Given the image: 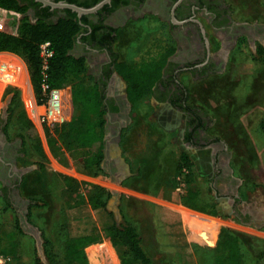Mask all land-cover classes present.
I'll return each mask as SVG.
<instances>
[{"label":"rangeland","instance_id":"rangeland-1","mask_svg":"<svg viewBox=\"0 0 264 264\" xmlns=\"http://www.w3.org/2000/svg\"><path fill=\"white\" fill-rule=\"evenodd\" d=\"M224 3L235 29L215 32L207 28L210 51L217 61L223 59L224 69L209 76L187 71L174 75L176 65L172 64L162 82L177 86L173 94L177 95V99L173 98L178 102L176 107L158 103L154 98V87L163 80L161 75L149 93L129 103L124 117L107 112L105 133L108 139L111 135L110 142L105 140L107 164L113 169L102 167L95 175L78 165L81 150L66 149L58 141L50 144L56 137V124L44 123L42 128L36 119L37 99L26 68L33 101L28 96L21 66L18 86H8L17 95L7 107L13 113L4 130L7 136L23 140L24 159L19 164L23 168L19 169H24V173L12 197L0 194V228L18 220L24 234L18 239L15 254H0L8 257L5 264L47 263L44 238L39 250L34 234L23 224L24 217L44 233L46 245L62 264H80L66 254V234L95 238L83 248L88 264H142L126 252L123 244H115L104 235V228L113 222L134 227L150 264H216L223 252L224 233L238 238L243 264H264V96L250 102L251 107H234L227 114L223 93L218 91L226 86L230 95L241 92L255 98V89L249 82L262 71L256 58L258 45L264 46V0ZM156 26L150 28L154 34L143 42L133 44L131 35L119 37V58L138 65L163 59L169 51L171 54L176 40L168 19ZM236 29L238 32L234 33ZM0 57L25 65L20 56L11 52L0 51ZM110 85V93L127 95L123 79L115 77ZM255 86L259 88L258 83ZM11 95L4 92L0 111ZM19 116L29 120L31 127L23 125ZM235 122L242 126L255 150L244 146L241 131H235ZM75 125L80 128L84 123ZM31 135L38 136L39 143ZM181 152L188 154L189 165L180 170ZM120 156L128 164V171L118 161ZM96 186L104 189L103 196L106 191L111 193L105 207H94L89 201L90 195L97 192ZM189 189L196 191L192 201L198 208L181 200V193ZM1 190L4 191L2 183ZM116 208L120 212L118 219ZM184 214L193 217L189 219ZM210 235L214 241L204 242Z\"/></svg>","mask_w":264,"mask_h":264},{"label":"trees","instance_id":"trees-1","mask_svg":"<svg viewBox=\"0 0 264 264\" xmlns=\"http://www.w3.org/2000/svg\"><path fill=\"white\" fill-rule=\"evenodd\" d=\"M24 1L0 0V51L11 52L22 58L28 70L38 103L46 98L43 93V83H46L49 87L62 88L64 121L54 126L56 137L49 142L53 145L58 141L66 149L81 150L82 152L78 156L81 161L78 165L85 171L91 170V174L95 175L97 172L102 171L101 165L104 159L105 114L108 111L118 110V107L112 104L108 107L105 102V92L102 84L90 72L85 54L74 52L78 37L80 36L79 39L82 43L94 41L96 47L107 46L110 49L114 57V70L126 82V94L130 102L139 100L152 90L162 75L164 62L171 51L167 52L163 59L160 57L159 59H150L138 65H133L128 61L121 60L118 52L112 46L120 37V29L113 28L101 22L102 20L100 23L94 24L88 15H82L81 18H78L76 12L70 9H63L65 14L56 19L38 14L36 19L33 20L26 11L33 3H40L33 0H29L27 3ZM65 1L89 7L100 0ZM120 1L122 0H111L110 3L99 9L98 13L104 10L110 11ZM45 41L50 42V48L52 49L46 68L43 67L40 52V45ZM257 55L256 60L259 61L262 71L260 74L257 73L258 76L256 75L255 79L249 82V85L253 84L251 88L255 89L254 99L250 94L241 92L237 93L236 96L230 95L231 91L226 86H224L225 89L223 87L220 90L218 89L219 92L223 93V106L228 108L227 114H230L234 107L237 109L240 106L251 107L253 104L251 105L250 102H255L256 97L262 98L264 96V46L261 44L258 45ZM256 82L259 84L258 89L255 86ZM244 91L246 92V90ZM8 93H12V103L17 92L15 89L7 87L5 94ZM12 113L13 110L9 107L6 125L10 122ZM19 121L23 125L31 127L30 121L23 119L22 116H19ZM76 122H83L84 126L78 128L75 125ZM237 124L235 122L234 128L236 132L241 131L239 134L244 146L249 150H255L251 139L243 132L242 126H237ZM190 135L191 132H187V138ZM22 136L24 137V135ZM31 136L39 143L38 136ZM222 136L226 137V134H222ZM24 139H26V136ZM227 144L230 145L229 142ZM179 158L183 163L178 168L180 170L188 168V154L181 152ZM255 158L257 159V157ZM96 187L97 192L90 195L89 201L94 207H105L106 200L111 196V193L106 191L103 196L104 189L100 186ZM195 195L196 191L189 189L181 193L180 196L185 204L198 208L192 201ZM103 233L111 238L115 244H123L126 247V252L132 254L135 260L140 261L142 264L151 263L150 258L141 247L140 236L131 224L113 222L104 228ZM23 234L24 230L18 220L0 228V254H15L18 239ZM42 238L45 241L43 246L47 260L46 264H62V261L46 245L48 239H46L43 232ZM93 241H95V238L92 235L72 237L66 234L64 237L66 254L74 257L80 264H88L83 248ZM221 244L223 252L216 259V264H243V254L240 251V242L236 236L224 233Z\"/></svg>","mask_w":264,"mask_h":264},{"label":"flooded vegetation","instance_id":"flooded-vegetation-1","mask_svg":"<svg viewBox=\"0 0 264 264\" xmlns=\"http://www.w3.org/2000/svg\"><path fill=\"white\" fill-rule=\"evenodd\" d=\"M33 1L38 2L36 0ZM24 2L27 3L29 0H25ZM111 6L113 7V5ZM46 7L48 8L46 9ZM98 10L83 15H88L94 24H98L102 20L101 22L118 29L129 19L140 18L146 14L156 16L158 22L168 19L172 35L176 40V46L174 51L168 55L167 63L162 69L163 80L159 81L154 87V98L158 103H165L174 107L178 103L175 100L177 99V95H173L176 92L177 86L170 84L165 86L162 82L171 71L170 65H176L172 71L174 75L187 71L192 74L201 72L203 75L209 76L214 72L224 69L223 59L217 61L210 51L209 33L207 31V28H212L215 32L219 30L233 31V28L236 27L226 10L224 0H122L110 11L104 10L98 13ZM26 13L33 20L36 19L38 14L47 15L50 19H56L65 14L63 9H52L42 3H33V5L28 7ZM256 27L255 25L253 28ZM237 32V29L234 30V33ZM79 37L77 45L74 47V52L85 54L89 62L90 72L102 84L105 92V102L108 107L111 104L118 107V110L108 112L124 117L126 108L130 103L126 97L127 95L123 96L119 93L112 94L109 92L110 87H112L110 84L114 81V73L116 72L114 70L112 52L107 46L96 47L94 41L82 43ZM112 46L114 48V44ZM113 85L115 88L117 86L116 82ZM11 97L12 95L6 99L7 107L11 101ZM7 107V115L5 117L4 112L0 111V183L4 187V191L1 190L0 194L12 197L14 188H16L17 184L21 183L23 178L24 169H19L23 168L19 164L23 162L24 153L22 149L23 140L18 136L9 137L5 133L4 129L8 117ZM177 109L180 110V106H177ZM103 160L107 164V154L104 155ZM102 167L104 169H108V167L113 169L108 164L106 167L103 166V163ZM112 169L109 170L110 173ZM222 169L224 170L223 167ZM111 176L113 177V174ZM216 177H219V173Z\"/></svg>","mask_w":264,"mask_h":264},{"label":"built area","instance_id":"built-area-1","mask_svg":"<svg viewBox=\"0 0 264 264\" xmlns=\"http://www.w3.org/2000/svg\"><path fill=\"white\" fill-rule=\"evenodd\" d=\"M41 56L43 61V67H47L48 57L52 54L50 48V42L45 41L40 45ZM21 64L16 63L7 58L0 57V104L1 98L9 85L18 86L17 75L20 72ZM43 93L46 98L41 103H38L34 99V105L37 107H43V111L39 113L38 120L43 128L44 123L46 124H57L64 121L63 114V100H62V88L60 87H49L46 83L42 84ZM8 257L0 255V264H5Z\"/></svg>","mask_w":264,"mask_h":264},{"label":"water","instance_id":"water-1","mask_svg":"<svg viewBox=\"0 0 264 264\" xmlns=\"http://www.w3.org/2000/svg\"><path fill=\"white\" fill-rule=\"evenodd\" d=\"M36 1L42 3L43 5H47L52 9H70L71 11L76 12L78 18H81V16L83 14H89V13L96 12L98 9L103 7L105 4L111 2V0H100L97 3L93 4L92 6L85 7V6H81V5H78L76 3H71V2H68L65 0H58V1H55V0H36ZM114 75L118 79H122L118 73L115 72ZM6 107H7V103L3 109L4 117L7 115ZM118 161H120L124 165L125 170L128 171V164L126 162H124V158L122 156H120L118 158ZM118 170L120 171L119 166H118ZM113 192H115V191H113ZM115 215H116L117 219L120 217V212H119L118 208L115 209ZM117 222H118V220H117ZM23 224L34 234V236L37 240V246H38L39 250H41V246H42L41 245V242H42L41 230L36 225L29 222L26 217H24Z\"/></svg>","mask_w":264,"mask_h":264},{"label":"crops","instance_id":"crops-1","mask_svg":"<svg viewBox=\"0 0 264 264\" xmlns=\"http://www.w3.org/2000/svg\"><path fill=\"white\" fill-rule=\"evenodd\" d=\"M151 16H154V15L146 14L143 17L129 19L128 21H126V23L123 24L119 28L120 29V34H119L120 38H123L125 35H131L133 37V41H134V43L132 42L133 44L140 42V40H142V42H143V40L145 38L149 37L150 34H154V33H151L150 28L155 29L157 27L156 26V23L158 22V20H156L157 17L155 16L156 18L153 19ZM158 23H160V22H158ZM114 49L120 50V46L118 45V41L114 44ZM252 85L253 84H251L250 86L252 87ZM175 118H176V115H175ZM175 122H177V121L175 120ZM160 123H161V121H160ZM117 134H118V132H117ZM107 135L108 134H106V133L104 135V155L107 154L106 153L107 144L105 146V140L108 139ZM110 139H111V135L108 139L109 142H110ZM225 147H226V145H225ZM179 157H180V155H179Z\"/></svg>","mask_w":264,"mask_h":264},{"label":"bare ground","instance_id":"bare-ground-1","mask_svg":"<svg viewBox=\"0 0 264 264\" xmlns=\"http://www.w3.org/2000/svg\"><path fill=\"white\" fill-rule=\"evenodd\" d=\"M21 62V66H22V68H23V75H24V80L25 81H27V85H28V87H29V91H28V96H29V98L31 99V101H33V93H32V89H31V84H30V81H29V78H28V74H27V71H26V67H24L25 65L23 64V62L22 61H20ZM120 82V81H119ZM33 103V102H32ZM36 109V119L38 118V115H39V113L40 112H42L43 111V107H36L35 108ZM38 109V110H37ZM185 210V209H184ZM188 212H190L191 214H194V212H191V211H189L188 210ZM191 214H184V216L185 217H187V218H192L193 216H191ZM208 224H210L209 222H208ZM214 236H212V235H210V236H206V238L205 239H203V241L204 242H206V243H212L213 241H214Z\"/></svg>","mask_w":264,"mask_h":264}]
</instances>
